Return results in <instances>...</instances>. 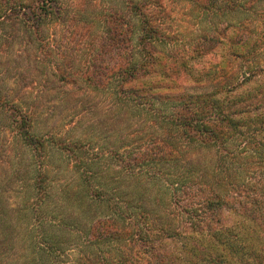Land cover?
Here are the masks:
<instances>
[{
  "label": "trees",
  "instance_id": "16d2710c",
  "mask_svg": "<svg viewBox=\"0 0 264 264\" xmlns=\"http://www.w3.org/2000/svg\"><path fill=\"white\" fill-rule=\"evenodd\" d=\"M176 2L204 22L183 55L165 26ZM256 4L263 8L264 0H126L106 8L85 62L54 76L105 93L107 112L94 103L88 124L91 110L75 105L81 115L59 143L39 137L32 113L4 99L0 74V112L21 141L38 154L53 146L64 156L62 200L76 210L58 231L70 238L84 223L90 250L74 264H264V18ZM78 11L70 0H0V65L18 39L25 50L49 51L50 38L78 22ZM207 58L216 61L199 69ZM109 112L112 126L102 122ZM125 115L126 134L118 130ZM146 128L142 147L104 144L141 142ZM56 240L46 248L51 257ZM104 247L112 251L99 257Z\"/></svg>",
  "mask_w": 264,
  "mask_h": 264
},
{
  "label": "rangeland",
  "instance_id": "374dc122",
  "mask_svg": "<svg viewBox=\"0 0 264 264\" xmlns=\"http://www.w3.org/2000/svg\"><path fill=\"white\" fill-rule=\"evenodd\" d=\"M125 1L70 0L74 9L80 12L76 17L78 22H70L60 28L53 45L50 38L49 51L40 46L25 50L21 46L23 39H18L7 49L6 60L0 65V74L4 78L2 94L4 99L11 101L9 103L15 100L22 110L32 113L35 133L39 137L52 135L57 143L68 138L67 129L81 115L74 110L75 105L91 110L85 116L88 124L94 122V103H97L98 110L107 112L105 93L88 94L80 82L67 84L59 81L54 74L59 75L70 67L76 70L81 67L93 48L92 44L97 41L100 27L95 22L106 8H121ZM250 5L247 4V7ZM255 8L257 19H263L264 7L256 4ZM248 15L243 19L255 18L253 12ZM203 23L192 6L180 2L171 4L165 16V26L171 35L172 46L179 54L183 55L185 48L190 51L197 40L198 27ZM50 32L42 33L41 37L46 40ZM215 61L216 58H207L198 62L197 67L202 69ZM86 100L93 106H85ZM107 117L108 120L103 117L102 122L109 121L112 126L110 112ZM123 128L124 134L131 131L127 115L118 130ZM147 130L142 132L141 142L130 139L117 141L111 137L112 141L105 140L104 144L110 146L115 143L112 146L116 147L135 145L134 148H139L149 136ZM82 131H74L72 137H82L85 133ZM65 164L64 156L57 153L53 146L45 154L28 148L15 132L12 121L0 112V264H74L83 251H90L84 241L88 231L84 223L70 238L67 232L61 235L58 231L59 222L68 219L76 210H66L67 203L62 200L68 190L64 187L69 184ZM40 179L43 180L42 193L43 189L37 187ZM231 218L229 221H233L234 217ZM56 239L62 243L58 246V254L51 257L50 253H45L46 248ZM111 251V248H101L98 256L108 257Z\"/></svg>",
  "mask_w": 264,
  "mask_h": 264
}]
</instances>
